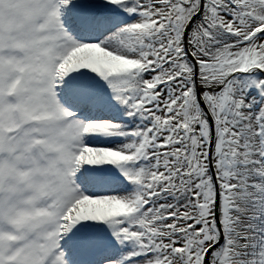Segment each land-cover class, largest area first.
Here are the masks:
<instances>
[{"label": "snow or ice", "instance_id": "obj_1", "mask_svg": "<svg viewBox=\"0 0 264 264\" xmlns=\"http://www.w3.org/2000/svg\"><path fill=\"white\" fill-rule=\"evenodd\" d=\"M0 264H264V0H0Z\"/></svg>", "mask_w": 264, "mask_h": 264}]
</instances>
